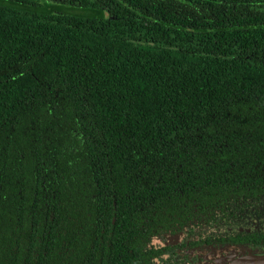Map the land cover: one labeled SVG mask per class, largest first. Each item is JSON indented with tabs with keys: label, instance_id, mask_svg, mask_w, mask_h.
<instances>
[{
	"label": "trees",
	"instance_id": "obj_1",
	"mask_svg": "<svg viewBox=\"0 0 264 264\" xmlns=\"http://www.w3.org/2000/svg\"><path fill=\"white\" fill-rule=\"evenodd\" d=\"M215 2L0 0V264H18L8 243L30 231L11 232L44 207L71 237L97 223L100 184L125 208L109 264L264 185V4L224 0L205 20Z\"/></svg>",
	"mask_w": 264,
	"mask_h": 264
},
{
	"label": "flooded vegetation",
	"instance_id": "obj_2",
	"mask_svg": "<svg viewBox=\"0 0 264 264\" xmlns=\"http://www.w3.org/2000/svg\"><path fill=\"white\" fill-rule=\"evenodd\" d=\"M172 1L177 2V0ZM181 1L187 5L192 0ZM223 1L216 0L215 5L208 4V8L213 9L214 13H210L209 17L206 16L207 13H203L204 19L209 20L212 15L221 18L224 15ZM261 2L264 4V0ZM174 14L179 17L176 9ZM87 161L88 159L81 168L88 165ZM84 183L88 185L85 181ZM96 185H99L97 181ZM99 188L101 197L97 223L79 220L75 224L76 231L72 237L69 234L70 227L62 219L64 214L61 206H56L55 209H61L50 215V221L47 219L49 215L47 207L37 215L41 219L38 223L35 221L27 223L23 216L22 223L16 224L11 233L20 234L23 228L28 227L29 238L20 242L15 239L8 243L11 244L10 249L18 264L25 263L32 257L34 262L28 264H109L105 254L109 252L110 241L105 239L104 235L113 232L116 218H122L125 208L122 212L123 206L120 200L117 214V201L110 200L108 185L100 184ZM248 192L246 191L243 196L238 194V197L231 198L230 204L222 209L217 208L212 213H206L195 207L184 222H172L159 231L153 230L137 244L141 251L136 258V264H228L227 254L219 249L223 245L237 244L264 250V185L255 190L249 189ZM78 196L84 197L86 201H95L94 194L89 189L82 188ZM32 201L36 203V200ZM26 202L28 203L27 200ZM24 203L25 201L22 204ZM26 212L30 213L27 208L24 213ZM80 212V218H83L86 212L90 214L86 207H80ZM110 214L116 216L112 217L111 224L107 222ZM18 219L19 217L17 221ZM141 223L139 220L138 224L143 227ZM1 230L4 231L2 228ZM96 230L100 231L101 238L98 245L89 240ZM33 233L39 238V251L32 249Z\"/></svg>",
	"mask_w": 264,
	"mask_h": 264
},
{
	"label": "water",
	"instance_id": "obj_3",
	"mask_svg": "<svg viewBox=\"0 0 264 264\" xmlns=\"http://www.w3.org/2000/svg\"><path fill=\"white\" fill-rule=\"evenodd\" d=\"M227 254L228 264H264V250L229 244L219 247Z\"/></svg>",
	"mask_w": 264,
	"mask_h": 264
}]
</instances>
